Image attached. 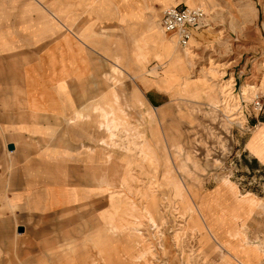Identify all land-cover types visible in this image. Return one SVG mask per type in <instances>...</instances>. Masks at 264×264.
<instances>
[{"label": "rangeland", "instance_id": "374dc122", "mask_svg": "<svg viewBox=\"0 0 264 264\" xmlns=\"http://www.w3.org/2000/svg\"><path fill=\"white\" fill-rule=\"evenodd\" d=\"M59 1L48 3L55 29L58 21L76 13L84 20L68 25L74 26L78 44L67 39L57 42L53 51H62L66 43L69 49L91 46L89 41L98 37L108 40L115 51L126 45L123 62L132 71L127 75V69L110 57V74L107 65L97 71L101 87L97 93L112 82L120 100L132 97L140 104L126 109L128 124L113 121L89 105L97 113V128L107 133L94 136L103 138L102 146L95 148L104 157L85 162L89 150L70 153L69 162L76 168H68L66 179L69 185L97 183L99 194L50 212L26 205L9 207L0 199V232L5 235L0 238V264H264V169L247 174L237 162L256 123L245 111L251 110L254 94L264 101V0H140L151 5L143 12L144 17L150 14L148 37H169L173 42L166 53L143 60L141 77H136V66L128 56L131 40L141 31L131 40L126 37L129 24L118 16L121 0H85L88 12L110 10L116 19L113 25L102 19L93 22L98 34L84 31L90 20L82 0H72V6L63 9L56 7ZM175 4L203 10L206 27L198 35L200 43L192 38L181 47L161 30L162 11ZM75 65L72 62L68 72H52L58 92L67 79L79 81L80 74L72 72ZM176 67L184 73L181 84L196 83L193 89L200 91L199 98L171 96L158 83L163 72ZM140 86L165 92L167 103L146 107ZM147 111L153 114L158 138L149 137L152 127L138 121ZM81 117L79 111L68 122ZM13 140L18 146L29 142L28 137ZM2 142L0 135V146ZM84 144L95 146L86 139ZM249 145L257 155L264 153V126L253 130ZM211 196H216L213 203ZM231 210L238 212L237 217L221 214Z\"/></svg>", "mask_w": 264, "mask_h": 264}, {"label": "crops", "instance_id": "0c3cea01", "mask_svg": "<svg viewBox=\"0 0 264 264\" xmlns=\"http://www.w3.org/2000/svg\"><path fill=\"white\" fill-rule=\"evenodd\" d=\"M82 1L86 9L85 13L88 15L87 19L90 20L84 31L98 34L100 31L94 30L93 22L98 23L100 19L105 24H115L116 19L110 15V10L88 12V5L85 0ZM71 2L72 0H60L56 7L59 6L61 9L70 7ZM48 3L51 4V0H0V135H3L4 140L0 146V199L9 207L26 205L39 212H50L82 201L93 194H99L96 182L94 186L85 187L69 185L66 179L68 168H76L69 162L70 153L74 151L77 153L80 149L89 150L85 162H89L90 159L99 162L104 157L101 156L100 150L95 148L102 146L100 140L103 138H94V136H104L107 133L97 128V113H94L90 106L108 115L113 121L128 124L130 122L127 121L129 119L127 110L132 105L140 104L133 102L132 97L126 101L120 100L116 88H111L112 82L111 84L108 82L110 85L107 90L103 89L102 92L97 93L101 88L97 82V73H99L97 71L100 68L104 70L107 65L106 73L110 74L112 58L121 67L127 69V75L132 71L131 65L123 62L122 49L126 45L120 46L115 51L116 49L108 44V40L98 37L94 41H89L91 46L79 45L81 48L75 46L76 42L78 44L77 35L73 31L74 26L71 28L68 25L72 23L78 25L81 23L80 19H84L78 18L76 13L72 19L66 21L61 19L59 23L57 20L54 21L60 25L55 29ZM148 6L151 7L148 4L144 5L140 0H121L118 9L119 20H126L125 23L129 24V32L126 33L128 39L131 40L136 31H141L137 38L131 40L132 48L128 55L136 66L135 71L138 72L136 77L143 75V60L148 61L150 57L162 54L160 49L162 39L157 35L148 37L152 35L149 33L150 14L146 17L143 14ZM94 7L98 9L100 6ZM112 28L108 26V29ZM195 34L192 38L200 43L202 38L198 35L201 31ZM153 37L156 38V44H152L149 39ZM66 40L75 42L72 44L75 46L74 49L67 48L66 43L62 51L56 49L53 51V46L63 44ZM148 46L154 47L155 50L148 51ZM94 48L108 56L100 54ZM72 62L76 63L72 72L80 74L79 81H76L79 85H75V79H67L58 92L56 83L52 82V72L71 71ZM184 67L186 68V64ZM183 74L177 67L167 70L165 74L163 72L158 83L169 89L171 96L185 95L199 98L200 91L193 89L196 83L181 84ZM104 78L106 79V74ZM73 85L75 92L78 88L77 97L72 90ZM141 91L142 103L146 107L159 108L167 103L165 100H168V95L165 92L152 88L142 90V87ZM125 102L127 107L124 106ZM79 111L82 117L69 123L68 119ZM256 120L253 130L258 126H264V115L260 121L258 117ZM256 120L252 119L254 122ZM138 121H145L146 128L152 127L151 130L154 132L149 131V137L154 135L158 138L157 126L150 111H147L145 116L141 115ZM253 130L247 140L243 141L237 159L241 171L245 170L247 174L264 169V153L257 155L249 145ZM13 137L17 139L28 137L29 142L18 146ZM73 139L76 143H72ZM85 139L95 142V146L84 144ZM9 144L14 146L12 150L7 148ZM85 165L90 167L95 166V163ZM59 168L61 169L59 171L53 170ZM212 197L214 196L209 200L213 203L216 196L214 199ZM237 213L231 210L221 214L223 216L228 214L233 219L234 216L237 217ZM4 236V233L0 232V238Z\"/></svg>", "mask_w": 264, "mask_h": 264}, {"label": "built area", "instance_id": "2783aa9c", "mask_svg": "<svg viewBox=\"0 0 264 264\" xmlns=\"http://www.w3.org/2000/svg\"><path fill=\"white\" fill-rule=\"evenodd\" d=\"M203 19L204 12L200 7L177 4L163 10L159 22L166 34L175 35L179 46L186 47L193 31L202 25ZM252 99L251 110L245 111V114L248 112V115L256 120L264 111V101L257 93ZM254 126L255 124L252 125Z\"/></svg>", "mask_w": 264, "mask_h": 264}, {"label": "bare ground", "instance_id": "6f19581e", "mask_svg": "<svg viewBox=\"0 0 264 264\" xmlns=\"http://www.w3.org/2000/svg\"><path fill=\"white\" fill-rule=\"evenodd\" d=\"M166 5V4H165ZM175 5H177V4H175ZM172 6H174V5H172ZM196 7H199V6H196ZM159 25H160V22H159ZM206 26H205V24L204 25H201L197 30H195V31H193V34H195V33H197L198 31H201L202 29H204ZM160 28H161V26H160ZM161 30L163 31V29L161 28ZM164 32V31H163ZM165 33V32H164ZM166 34V33H165ZM166 35H168V34H166ZM170 37L171 36H173L174 38H175V40H176V44H178V42H177V38H176V36L175 35H169ZM166 39L165 40H162L161 41V47H160V49L162 50V54H164V52L166 53L170 48H171V44L173 43L172 42V39L171 38H169V37H165ZM192 38V36L190 37V39ZM150 40H151V43L152 44H156L157 43V41H156V38L155 37H153V38H149ZM190 39H189V41H188V45H189V43H190ZM179 45V44H178ZM187 45V46H188ZM186 46V47H187ZM174 50V49H173ZM159 56V55H158ZM164 56V55H163ZM180 56V55H179ZM178 57V56H177ZM177 61V60H176ZM178 63V62H177ZM241 95L243 96V93H241ZM253 96H255V94L253 95ZM216 107L214 106L213 107V109L214 110H216L215 109ZM213 119V118H212ZM239 126H240V124H238ZM237 125V126H238ZM240 128H241V126H240ZM148 146V145H147ZM235 217V216H234ZM233 217V218H234Z\"/></svg>", "mask_w": 264, "mask_h": 264}, {"label": "water", "instance_id": "95a60500", "mask_svg": "<svg viewBox=\"0 0 264 264\" xmlns=\"http://www.w3.org/2000/svg\"><path fill=\"white\" fill-rule=\"evenodd\" d=\"M7 148L9 149V150H12L13 148H14V146L12 145V144H9L8 146H7ZM21 230V229H20Z\"/></svg>", "mask_w": 264, "mask_h": 264}]
</instances>
